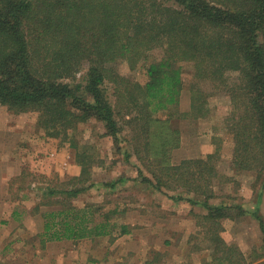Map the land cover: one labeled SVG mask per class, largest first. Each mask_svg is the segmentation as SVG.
Masks as SVG:
<instances>
[{
	"label": "trees",
	"instance_id": "16d2710c",
	"mask_svg": "<svg viewBox=\"0 0 264 264\" xmlns=\"http://www.w3.org/2000/svg\"><path fill=\"white\" fill-rule=\"evenodd\" d=\"M158 49L161 57L153 56ZM120 60L133 66L144 61L147 82L120 74L115 66ZM186 63L193 65L190 114L200 118L209 112L214 92L202 87L204 81L228 91L237 129L234 166L262 176L264 0H0V104L17 113L38 111L49 130L65 136L79 122L97 117L118 141L121 124L104 86L107 79L115 82L118 101L129 103L128 122L136 125L126 138L127 157L137 155L150 171L139 170L143 180L204 196L216 233L209 237L215 251L203 264H246L244 254L235 257L236 249L217 232L218 220L229 216L227 207L209 202L219 149L206 158L171 161L181 133L171 125L170 111L180 103ZM160 111L168 115L156 116ZM90 160L85 151L78 153L82 176L89 173ZM83 190L63 193L76 196ZM111 213L92 203L64 204L44 213L43 239L96 238L114 234L117 227L130 233L129 224L113 220Z\"/></svg>",
	"mask_w": 264,
	"mask_h": 264
},
{
	"label": "rangeland",
	"instance_id": "374dc122",
	"mask_svg": "<svg viewBox=\"0 0 264 264\" xmlns=\"http://www.w3.org/2000/svg\"><path fill=\"white\" fill-rule=\"evenodd\" d=\"M161 55V50L154 51L153 56ZM115 66L131 81L148 80L144 61L133 66L120 60ZM192 66H183L184 90L178 107L170 111L171 125L181 133L171 161L206 158L219 149L213 159L215 193L209 202L226 206L229 216L218 220L217 232L236 249L235 257L244 254L246 264H264V174L234 166L237 129L228 91L204 81L202 87L214 92L208 97L209 112L200 118L190 114ZM85 72H79L78 79ZM114 83L107 79L104 86L121 124L118 141L97 117L79 122L65 136L49 130L38 111L17 113L0 104V264H203L212 257L215 246L209 237L216 230L211 231L204 196L143 180L139 170L150 175L147 166L137 155L127 157L126 138L135 123L128 122L129 103L118 101ZM155 115L166 117L168 112ZM82 151L92 159L83 176L78 162ZM78 187L84 190L65 197L63 190ZM67 203L77 207L92 203L105 213L112 211V219L128 223L130 233L121 234L117 227L112 235L44 241V213Z\"/></svg>",
	"mask_w": 264,
	"mask_h": 264
}]
</instances>
